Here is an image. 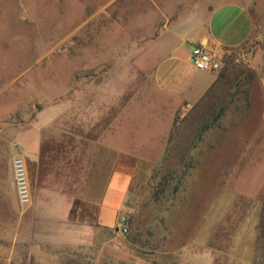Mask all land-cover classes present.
<instances>
[{
    "label": "crops",
    "instance_id": "crops-1",
    "mask_svg": "<svg viewBox=\"0 0 264 264\" xmlns=\"http://www.w3.org/2000/svg\"><path fill=\"white\" fill-rule=\"evenodd\" d=\"M160 6L164 9L155 11V21L140 20L132 33L94 34L90 62L83 58L77 70H89L90 75L80 76L82 92L75 91V101L46 108L25 129L11 128L10 143L0 153V264L60 263L64 258L52 253L51 231H66L68 217H74L69 226L76 239L84 215L96 228L116 227L133 178H143L145 168L154 170L179 135L172 123L180 109L196 114L197 123L188 128L192 135L208 128L211 136H225L228 104L248 102L239 80L233 86L228 74L209 72L194 78L191 63L180 65L179 52L187 46L189 52L203 46L224 60L231 48L247 46L250 38L260 39L264 0H171ZM166 63L170 77L159 74ZM65 92L70 93L67 88ZM208 102L225 105L207 119V125L206 116L195 110ZM238 120L241 124L240 112ZM261 121L256 147L240 146L234 155L222 139L210 148V165L218 168L214 174L248 178L246 165L264 162V88ZM15 157L24 160L30 190L26 239H20L17 197L11 187ZM160 242L172 249L147 259L132 257V264H178L173 256L177 246L195 245L192 239L161 238Z\"/></svg>",
    "mask_w": 264,
    "mask_h": 264
},
{
    "label": "rangeland",
    "instance_id": "rangeland-1",
    "mask_svg": "<svg viewBox=\"0 0 264 264\" xmlns=\"http://www.w3.org/2000/svg\"><path fill=\"white\" fill-rule=\"evenodd\" d=\"M170 1L0 0V153L10 143L12 127L25 129L46 108L75 101V91L82 92L80 76L90 75L89 70H77L83 58L90 62L94 34L110 33L113 37L120 31L132 33L140 20L155 21V11L164 9L160 4ZM188 49L179 52L180 65L191 63ZM168 63L160 75L167 73ZM224 63L218 76L228 74L233 86L239 80L243 84L240 90L248 95L246 104H228L227 134L211 136L207 128L200 135H192L188 128L197 123L196 114L180 109L172 123L179 128V135L154 170L145 168L143 178H133L125 207L116 216V227L96 228L84 215L76 239L72 237L74 228L69 226L74 224V217H68L66 231H51L52 253L64 258L55 264H132V257L147 259L172 249L162 246L161 238L194 240L193 246H177L173 256L178 264H264V221L259 228L264 206V162L260 159L246 165L250 167L248 178H219L214 174L218 168L210 165L209 159L210 148H216L219 140L225 139L234 155L240 146L244 149L249 143L253 147L260 143L257 140L255 144V137L262 127L264 34L260 39L250 38L243 48H231ZM201 74L195 70L194 78ZM66 88L70 91L67 96ZM203 105L195 111L202 114L200 117L206 116L208 125L207 119L217 115L225 104ZM2 176L7 178L5 173ZM11 187L15 191L13 172ZM17 203L20 239H26L30 203ZM120 216L126 220L125 234L119 229ZM6 219L3 216L9 225Z\"/></svg>",
    "mask_w": 264,
    "mask_h": 264
},
{
    "label": "built area",
    "instance_id": "built-area-1",
    "mask_svg": "<svg viewBox=\"0 0 264 264\" xmlns=\"http://www.w3.org/2000/svg\"><path fill=\"white\" fill-rule=\"evenodd\" d=\"M191 64L193 68L201 72L218 73L224 68V60L215 53L206 50L203 46L193 48L191 51ZM13 184L20 205L30 203V194L28 189L27 171L24 160L21 157H15L12 160ZM125 217L118 218V225L122 234L127 233Z\"/></svg>",
    "mask_w": 264,
    "mask_h": 264
},
{
    "label": "trees",
    "instance_id": "trees-1",
    "mask_svg": "<svg viewBox=\"0 0 264 264\" xmlns=\"http://www.w3.org/2000/svg\"><path fill=\"white\" fill-rule=\"evenodd\" d=\"M264 221V206H263V208H262V217H261V224L259 225V228L261 229L262 227H263V222Z\"/></svg>",
    "mask_w": 264,
    "mask_h": 264
}]
</instances>
